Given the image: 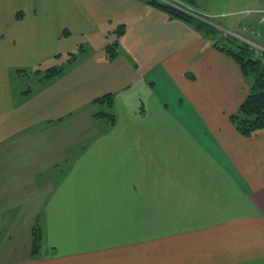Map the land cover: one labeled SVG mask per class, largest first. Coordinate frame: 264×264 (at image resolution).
Returning <instances> with one entry per match:
<instances>
[{
  "label": "crops",
  "instance_id": "0c3cea01",
  "mask_svg": "<svg viewBox=\"0 0 264 264\" xmlns=\"http://www.w3.org/2000/svg\"><path fill=\"white\" fill-rule=\"evenodd\" d=\"M215 40L143 0H0V264H264V128L231 123L249 83Z\"/></svg>",
  "mask_w": 264,
  "mask_h": 264
},
{
  "label": "trees",
  "instance_id": "16d2710c",
  "mask_svg": "<svg viewBox=\"0 0 264 264\" xmlns=\"http://www.w3.org/2000/svg\"><path fill=\"white\" fill-rule=\"evenodd\" d=\"M143 1L157 7L169 17L183 20L216 39L214 41V47L222 52H225L226 55L233 59L239 66L245 80L250 82L248 95L240 104L238 111L230 116L231 123L234 125L236 130L244 136H252L264 128V66L261 65L262 63L258 60V58H253L255 54L252 49L242 42L239 43L235 39H231L226 35L220 34L219 31L216 32L214 28L204 24V22L197 17L184 14L172 6L162 4L157 0ZM104 52L108 61L116 57L118 54L117 41L107 45ZM74 59L75 55H70L66 66H69ZM66 66H54L45 70L43 73L36 70L33 71V74L39 76L42 80L50 81L65 74L67 71ZM27 73L30 72L26 70H16L15 76L21 78L25 77ZM113 101L114 96L112 94H106L93 101V105L101 107V109L93 114V117L104 119L110 125L114 123L115 116L110 113ZM31 235V255L36 256L39 253L42 240L41 231L38 225L33 227Z\"/></svg>",
  "mask_w": 264,
  "mask_h": 264
},
{
  "label": "rangeland",
  "instance_id": "374dc122",
  "mask_svg": "<svg viewBox=\"0 0 264 264\" xmlns=\"http://www.w3.org/2000/svg\"><path fill=\"white\" fill-rule=\"evenodd\" d=\"M157 1L162 4H166L164 3L165 1H171V3L173 4L179 3V0H157ZM180 2H182V0ZM186 3L187 2L185 1V4ZM197 4L198 5L193 6L187 3L186 5L196 10L197 13L198 14L200 13L201 16H206L208 18L207 20L203 21L204 24L210 26L211 28H214L216 32L219 31L220 34L222 35H226L231 39H235L237 42H239L240 40V37L238 35H241L242 37H244L243 39L244 42H242L243 44L249 47L254 46L259 49L262 48L263 50H261L260 52L264 54V48L262 46L260 47L257 44L258 42L254 40L255 38L259 39L263 37L260 31L258 32L252 30V34H250V37L252 38L251 39L250 37L245 36V34H240V32L235 29L238 20H243L250 16L259 17V15L256 13L246 15L245 12L251 10H255V11L264 10V0H197ZM229 21H233V23ZM245 41L248 43H246ZM254 50L255 48H253L252 51L254 52ZM253 58L254 59L258 58V60L262 63L260 64L264 66V62L261 57L253 56ZM21 78H22L21 81L20 80H15V81L19 82L18 84H21V89L24 91L33 89L36 86V84L39 85L38 80H35L34 76L33 78H31V76H27L25 79L23 77ZM248 83L250 88V82L248 81ZM84 135H89V134H86V131L82 130V136Z\"/></svg>",
  "mask_w": 264,
  "mask_h": 264
},
{
  "label": "built area",
  "instance_id": "2783aa9c",
  "mask_svg": "<svg viewBox=\"0 0 264 264\" xmlns=\"http://www.w3.org/2000/svg\"><path fill=\"white\" fill-rule=\"evenodd\" d=\"M164 3L166 4H170V6H172L173 8L181 11L182 13L184 14H188V15H191V16H194V17H197L198 19L202 20V21H205L207 20L208 18L206 16H201L200 13L198 14L196 10L192 9L191 7H189L188 5H186L185 3L183 2H180L178 4H173L171 3V1H165ZM253 13H256L259 15V22L260 24L262 25V27H264V10H251V11H246L245 14L246 15H250V14H253ZM238 35V34H237ZM240 37V40L239 42H244V37H242L241 35H238ZM246 42V41H245ZM248 43V42H246ZM251 49L253 50V48H255L254 50V54L256 57H261L263 62H264V54L261 53L260 51L263 50L262 48H256L254 46H250Z\"/></svg>",
  "mask_w": 264,
  "mask_h": 264
},
{
  "label": "bare ground",
  "instance_id": "6f19581e",
  "mask_svg": "<svg viewBox=\"0 0 264 264\" xmlns=\"http://www.w3.org/2000/svg\"><path fill=\"white\" fill-rule=\"evenodd\" d=\"M111 113V112H110Z\"/></svg>",
  "mask_w": 264,
  "mask_h": 264
}]
</instances>
